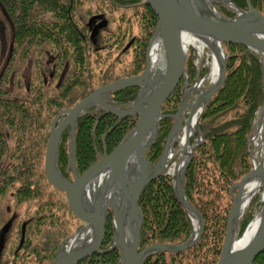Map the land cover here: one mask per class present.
<instances>
[{
	"label": "trees",
	"instance_id": "trees-1",
	"mask_svg": "<svg viewBox=\"0 0 264 264\" xmlns=\"http://www.w3.org/2000/svg\"><path fill=\"white\" fill-rule=\"evenodd\" d=\"M232 2L237 8H252L264 16V0ZM0 6L11 18L13 28L8 63L0 74V200L9 198L14 207L26 206L6 244L7 264H52L61 240L81 223L74 218L66 194L45 176L51 122L60 110L74 107L97 87L142 73L148 43L159 22L145 0H0ZM217 6L227 17L237 15L235 8ZM104 10L110 18L102 20L99 27L103 31L96 46L92 35L98 21L92 19L104 16L100 13ZM224 49L226 79L200 116L203 142L195 150L184 180V194L204 219L202 238L180 253L152 254L144 264H216L220 259L233 205L230 189L252 171L247 145L252 121L264 100L261 53L232 43H225ZM47 55L53 59L52 77L57 81L50 91L45 80ZM30 56L33 73L31 78H24L18 65ZM186 64L192 79L196 72L193 53H189ZM65 68L69 72L63 75ZM11 79L21 95L9 88ZM181 88L179 84L163 104L166 116L148 151L153 164L163 154L174 123L171 115L181 104ZM139 89L129 86L112 93V98L130 103ZM118 122L115 115L94 108L78 118L74 156L79 174L117 147L137 124V116ZM69 133L70 128L62 133L57 165L65 178L73 180ZM174 180L175 175L165 171L141 192L138 205L145 220L139 250L152 244L188 241L193 229L191 218L174 193ZM246 215L239 224L240 234L252 220L251 214ZM112 217L110 211L102 250L114 242ZM80 264H121L120 252L115 248ZM254 264H264V252Z\"/></svg>",
	"mask_w": 264,
	"mask_h": 264
},
{
	"label": "water",
	"instance_id": "water-1",
	"mask_svg": "<svg viewBox=\"0 0 264 264\" xmlns=\"http://www.w3.org/2000/svg\"><path fill=\"white\" fill-rule=\"evenodd\" d=\"M145 1L155 12L159 22L148 43L145 70L137 76L121 77L115 82L97 87L74 107L60 110L51 122L50 138L45 153V175L53 187L65 192L70 210L74 217L82 222L81 228L76 233L61 241L53 264H80L94 255H101L115 248L120 252L121 264H144L148 256L154 253L160 251L180 253L198 244L202 238L205 228L203 216L184 194L185 172L191 164L195 150L203 140L199 129L200 115L224 85L227 68V54L223 47L225 43L240 44L260 51L264 56V16L252 8L249 10L237 8L232 0ZM215 3L227 4L231 8L238 9V13L235 17H227L215 7ZM185 36H193L204 43L214 58H217L219 77L214 82V86L201 92L192 104H185V101L194 87L184 94L180 109L172 116L175 122L166 139L163 154L152 167L147 152L159 133L161 119L166 116L162 112L163 104L177 89L183 74L186 73L188 53L183 39ZM154 41H159L163 47L161 52L163 58L156 66L151 65L149 55ZM129 86L140 88L130 108L118 109L112 99H107L112 93ZM198 105L202 108L195 124L198 133L197 142L191 145V136L187 132L174 182V193L185 207L193 227V219H197L199 229L195 231L194 227L190 239L184 243L178 245L158 243L140 251L141 226L145 218L138 205L139 196L146 184L163 175L169 157L174 153L175 138L183 127L182 113L186 108H190L185 125L188 129L193 111ZM91 106H96V110L103 109L115 115L119 121L117 124H120L124 118L137 116V124L110 154L105 153L97 162L90 165L88 170L78 175L74 156L76 122L85 113L87 107ZM68 126L71 127L69 165L73 172L72 181L65 178L57 166L58 145L62 133ZM253 181L260 182L257 190L262 191L263 207L258 215L260 225L245 245L237 247L235 243L239 239L236 232L242 217L241 213L246 206L242 203L243 188ZM93 184H96L94 191L96 193L92 192L95 204L92 206L91 203L87 208L85 196H90L88 190ZM230 193L233 196V205L229 212L223 250L216 264H254L257 256L264 252V162L260 167L254 166L250 173L234 183ZM110 210L114 219V242L109 248L102 250Z\"/></svg>",
	"mask_w": 264,
	"mask_h": 264
},
{
	"label": "rangeland",
	"instance_id": "rangeland-1",
	"mask_svg": "<svg viewBox=\"0 0 264 264\" xmlns=\"http://www.w3.org/2000/svg\"><path fill=\"white\" fill-rule=\"evenodd\" d=\"M223 5L228 7V8H230V6L227 5V4H223ZM216 6H217V4H216ZM217 8H218V6H217ZM231 9H233V8H231ZM100 13L104 14L105 10H104V12H100ZM106 14L107 13H105L104 16H101V15L94 16L93 19H92V20L98 21V22H96L98 24H96V26L93 28L94 31H93V35H92L93 36V43H94V45L96 44V46H97L96 42H97L98 39H100V34L103 31V29L100 30L99 26L103 22L102 20H104L105 16L108 19L110 18V15L109 14L106 15ZM108 19H106V20L108 21ZM102 25L105 26V24H102ZM113 27L114 26H112V28ZM112 28H110V29H112ZM12 33H13V28H12L11 18L8 17L7 13H5L3 8L0 6V74H2L3 69L6 67V65L8 63V58H9V55H10L9 53L11 51L10 47H11L12 40H13L12 39ZM202 48H203L202 50L198 49V50H194V51L191 50L190 52H188V53H193V64L196 67V72L194 73V77L192 79L189 78V75H188V72H187V68H186V73L183 74L184 76H183L182 80L179 83L182 86V88H181L182 89L181 104L183 102L184 94L191 87L192 88L194 87V88L187 95V99L185 101V104H192L201 92H204L205 90H207V89L211 88L212 86H214L213 85L214 82L212 81V74H211L212 66H213L212 53L207 49V47H202ZM224 52H225V49H224ZM44 59H46L45 62H44V66H45V70H46L45 71V80L47 81L46 90L50 91L51 88H54V87L57 86V81L56 80L53 81L54 78L52 77L53 76V74H52L53 73V70H52L53 59L51 58L50 55L45 56ZM261 60H262V58H261ZM33 66H34L33 56H30V58H28L25 61L19 63V65H18V67H19V69H20V71L22 73V76L24 78H27V77L31 78V74L33 73ZM68 72H69V69L65 68V72L63 73V75L67 74ZM262 72H263V62H262ZM263 79H264V72H263ZM9 88L13 91V93H15L17 95H21L22 94L18 90L17 86L15 85V82H13L12 79L10 81ZM139 91H140V89H139ZM107 99H112L113 100L112 94H111V97H108ZM113 101L115 102L114 106H116L118 109L119 108L128 109V108H130V105H131V102H132V101H130V103H123V102H119L118 103L115 100H113ZM181 104H180V106H181ZM91 108H94V110L97 111L96 110V106H91V107H87V109L84 112L87 113V111L89 109H91ZM99 110H103V109H99ZM189 113H190V108H186L184 110V112L182 113V119H183V125H182L183 127L182 128H185L186 122L188 120ZM255 115H256V117L252 121V129H251V133H250V136H249L250 140L248 142L247 148H248V151L251 153V156H253V158L255 159L257 165L260 167L263 164V162H264V106H263V104L257 110ZM172 116L173 115H171V117ZM60 120L61 119H59V121ZM174 122H175V119H174ZM173 125H174V123H173ZM67 128H70V130H71L70 126H68ZM158 131H160V130H158ZM167 137H166V139H167ZM182 138H183V132L181 130L177 134V136L175 138L174 151H173L174 153L172 155H170L169 160H168V164L166 165V168L164 170V172L167 171L168 173H171V174L175 175V180H176V177H177V170H178V168L180 166V160L182 158L181 157V154H182L181 150H182V147H183ZM197 138H198V133L196 131V133L190 138L191 145H194L197 142ZM61 139H62V137H61ZM61 139H60V141H61ZM69 140H70V135H69ZM202 142H203V140L201 141V143ZM59 144H60V142H59ZM147 157H148V155H147ZM57 162H58V160H57ZM156 164H157V162H154V164L152 163V167H154ZM69 167H70V165H69ZM75 167H76V165H75ZM71 172H72V170H71ZM78 175H79V173H78ZM72 176H73V172H72ZM175 180H174V182H175ZM70 181H72V180H70ZM248 203L249 204L244 207L243 212L241 213L242 214L241 220H242V218H244V215H246L248 213L251 214L252 215V220L248 223L250 225V223L253 222L256 217H258V215L260 214V211H261V209L263 207L261 189L255 191V193L253 194V197L251 198V200ZM25 210H26V206L24 204H22V205H20L18 207H14V202H13L12 199L6 198V201L5 200L4 201L0 200V218L5 219V218H9L10 217L12 220L20 219L22 217V215L25 214ZM240 221H239V224H240ZM80 223H81L80 226L72 234L76 233L79 230V228H81L82 222H80ZM191 225H192V223H191ZM249 225H247V226H249ZM10 226L11 225H9V226H7L5 228V231L3 232V234L0 233V252H1V249L4 246H5V248L7 247L6 246L7 241L9 240V238L11 236V233H12L11 232V227L12 226L11 227ZM239 228H240V225H239V227L237 229V232H236V234H237L236 236H237L238 239H240V237H242V235L244 234V232L241 233V234L239 233L240 232ZM0 230H1V228H0ZM193 231H194V227L192 229V233H193ZM192 233L190 234V237H191ZM72 234H70V235H72ZM68 237H70V236H68ZM68 237H66V238H68ZM190 237H189V239H190ZM66 238H64V239H66ZM60 244H61V242H60ZM59 247H58V249H59ZM58 249H57V251H58ZM57 251H56V253H57ZM154 254H156V253H154ZM8 258H9L8 257V253L2 254V256L0 255V262L2 264H7L8 260H9Z\"/></svg>",
	"mask_w": 264,
	"mask_h": 264
},
{
	"label": "bare ground",
	"instance_id": "bare-ground-1",
	"mask_svg": "<svg viewBox=\"0 0 264 264\" xmlns=\"http://www.w3.org/2000/svg\"><path fill=\"white\" fill-rule=\"evenodd\" d=\"M183 39H184V42L187 45V42L186 41L192 42V40L195 39V38L193 36L192 37L185 36ZM199 46H200V49L199 50H202L203 49L202 46L201 45H199ZM162 49H163L162 43H160L159 41H154L152 43L151 49L149 51L150 63H151L152 66H156V64H159V62L162 60V58H163V56L161 54ZM212 60H213L212 61L213 66H212L211 74H212V81L215 82L218 79V77H219V63H218L217 58L216 57L214 58V55H212ZM263 61H264V56H263ZM201 108H202V106L201 105H198L197 108L193 111L194 114L191 117L192 119H191V123H190V128L187 129V127H185V128H182L181 129L182 132H183L182 145L185 143V138H186L187 132H189V134H190L191 137L196 133L195 124L197 122L198 116L200 115ZM102 180L103 179H101V181ZM259 186H260V182H258V181H253V182H251V183H249V184H247V185L244 186V188H243L244 194H243V200H242V203L244 205H248L249 204L248 202L251 200V198L253 197V194L259 188ZM95 189H96V184L91 185L90 186V189L88 190L90 196H88V197L85 196V198L87 199V204H85V206L87 208L89 207L88 206L89 204L92 203V206L95 204V200L93 199V193H96V192H94ZM112 215H113V212H112ZM112 219H113V217H112ZM193 223H194L195 231H197L199 228H198V222H197V219L196 218L193 219ZM259 223H260V217H256L254 219V221L251 223L252 225L249 227V229L247 230V232H245L244 237H241L235 243L237 247H242L243 245H245L246 242H248L254 236L256 230L258 229V227L260 225Z\"/></svg>",
	"mask_w": 264,
	"mask_h": 264
},
{
	"label": "flooded vegetation",
	"instance_id": "flooded-vegetation-1",
	"mask_svg": "<svg viewBox=\"0 0 264 264\" xmlns=\"http://www.w3.org/2000/svg\"><path fill=\"white\" fill-rule=\"evenodd\" d=\"M47 146V145H46ZM47 149V148H46ZM46 153V152H45ZM20 219H14V220H12L10 217L9 218H5V219H3V218H0V228H1V230H0V233H2L3 234V232L5 231V228L7 227V226H9V225H11L10 227H11V232L12 231H14L15 229H16V225H17V223H18V221H19ZM21 224H22V222H20ZM4 246V245H3ZM18 252V248H17V251L15 252V253H17ZM6 253H8V250H7V247L5 248V246L1 249V252H0V255L2 256V254H6ZM0 264H2L1 262H0Z\"/></svg>",
	"mask_w": 264,
	"mask_h": 264
},
{
	"label": "built area",
	"instance_id": "built-area-1",
	"mask_svg": "<svg viewBox=\"0 0 264 264\" xmlns=\"http://www.w3.org/2000/svg\"><path fill=\"white\" fill-rule=\"evenodd\" d=\"M192 44H193L194 46H197L194 42H192Z\"/></svg>",
	"mask_w": 264,
	"mask_h": 264
}]
</instances>
